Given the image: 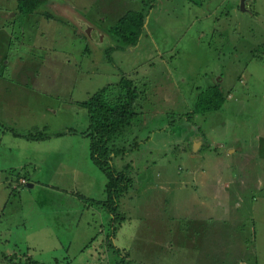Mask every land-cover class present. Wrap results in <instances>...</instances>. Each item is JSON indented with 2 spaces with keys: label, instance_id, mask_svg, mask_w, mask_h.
<instances>
[{
  "label": "rangeland",
  "instance_id": "rangeland-1",
  "mask_svg": "<svg viewBox=\"0 0 264 264\" xmlns=\"http://www.w3.org/2000/svg\"><path fill=\"white\" fill-rule=\"evenodd\" d=\"M18 1L0 0V264H264V0ZM123 76L140 95L112 222L80 104ZM218 81L222 108L192 115Z\"/></svg>",
  "mask_w": 264,
  "mask_h": 264
},
{
  "label": "trees",
  "instance_id": "trees-1",
  "mask_svg": "<svg viewBox=\"0 0 264 264\" xmlns=\"http://www.w3.org/2000/svg\"><path fill=\"white\" fill-rule=\"evenodd\" d=\"M45 5L47 0H19L16 15L26 17L36 14ZM46 18L51 19V16L46 15ZM145 22L146 14L143 11H130L117 21L111 31L117 41L124 44L123 46L135 47L145 30ZM134 82V79L123 76L118 83L105 86L90 100L80 104L89 115V127L84 135L91 139L92 159L107 177L106 200L97 202L98 204L94 202V205L102 206L112 222L118 217L120 199L133 185V178L128 173L114 169L113 160L117 156L126 154V148L116 144L121 135L134 126L138 116L135 105L140 92L134 86ZM225 101L222 88L217 83L199 92L191 113L198 115L219 111ZM69 132L73 133V131ZM40 137L37 136L36 139H44ZM6 257L8 256L4 257L6 260H13V256L10 259ZM26 264L41 263L27 261Z\"/></svg>",
  "mask_w": 264,
  "mask_h": 264
},
{
  "label": "water",
  "instance_id": "water-1",
  "mask_svg": "<svg viewBox=\"0 0 264 264\" xmlns=\"http://www.w3.org/2000/svg\"><path fill=\"white\" fill-rule=\"evenodd\" d=\"M246 4V0H241V8L244 10Z\"/></svg>",
  "mask_w": 264,
  "mask_h": 264
},
{
  "label": "crops",
  "instance_id": "crops-1",
  "mask_svg": "<svg viewBox=\"0 0 264 264\" xmlns=\"http://www.w3.org/2000/svg\"><path fill=\"white\" fill-rule=\"evenodd\" d=\"M246 3H247V0H246ZM246 5V4H245ZM144 12V10H142ZM147 16V15H146ZM218 83H220V81H218Z\"/></svg>",
  "mask_w": 264,
  "mask_h": 264
}]
</instances>
